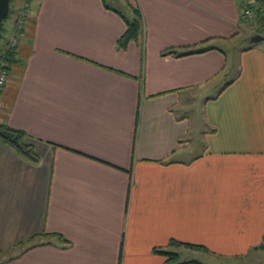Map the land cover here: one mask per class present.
I'll use <instances>...</instances> for the list:
<instances>
[{"label": "crops", "instance_id": "crops-1", "mask_svg": "<svg viewBox=\"0 0 264 264\" xmlns=\"http://www.w3.org/2000/svg\"><path fill=\"white\" fill-rule=\"evenodd\" d=\"M120 1L143 21L124 50L125 23L102 0H25L17 15L0 123L39 161L0 142V264L264 250V44L246 50L240 1ZM188 47L215 49L160 55Z\"/></svg>", "mask_w": 264, "mask_h": 264}, {"label": "trees", "instance_id": "trees-1", "mask_svg": "<svg viewBox=\"0 0 264 264\" xmlns=\"http://www.w3.org/2000/svg\"><path fill=\"white\" fill-rule=\"evenodd\" d=\"M30 1V0H29ZM106 9H111L115 13H117L121 19L124 21L126 30L124 34L117 40L116 47L118 49L124 50L129 42L138 40V37L141 35L143 28V21L140 11L137 8L130 7V16H125L118 11L110 8L108 4L102 0ZM242 5V4H241ZM247 9L252 12L254 15V29L253 35H259L264 37V0H247ZM3 29V23L0 28V42L2 40L1 31ZM263 43V42H261ZM260 44V43H259ZM254 45H248L246 50H250ZM215 49L214 47L208 48H184V49H175L169 48L160 53L161 56H170L174 58L184 57L190 54H196L205 52L207 50ZM13 51L10 48L3 49L0 46V68L8 69V66L11 62H13ZM229 83H226L223 86V89L227 87ZM222 89V90H223ZM0 142L8 145L12 148L18 155L26 159L31 163H38L39 158L35 154L33 145L30 141V138L23 132L17 129H13L6 124L0 123ZM169 247H185L198 251L207 252V250L200 246L187 245L183 243H178L176 241H171L168 245ZM264 248V237L260 246L255 249H263ZM154 251L160 255H163L168 258L169 264H201L200 262H177L178 254L171 250L167 249H154ZM177 262V263H176Z\"/></svg>", "mask_w": 264, "mask_h": 264}, {"label": "rangeland", "instance_id": "rangeland-1", "mask_svg": "<svg viewBox=\"0 0 264 264\" xmlns=\"http://www.w3.org/2000/svg\"><path fill=\"white\" fill-rule=\"evenodd\" d=\"M25 0H11L9 4V15L7 18L3 21V29L1 31L2 35V40L0 42L1 48H5L4 45L8 41L11 40L13 33L17 32V26L20 22L19 21V16L20 11L22 10V6ZM105 2L112 6L113 8L122 11L123 15L125 16H130V12H128L127 8L121 3L120 0H105ZM21 8V9H20ZM20 9V10H19ZM246 24V29L242 30L241 32V38H247L244 40L245 42L250 40L254 35H253V29H254V22H245ZM240 46H242L241 43H239ZM232 60V59H231ZM199 126H201L199 124ZM202 127V126H201ZM183 259V258H181ZM181 259H178L177 262H179ZM199 261L202 264H264V250L261 252L257 253H252L245 258L241 259H235V260H221V259H215V258H203L199 259ZM176 262V263H177Z\"/></svg>", "mask_w": 264, "mask_h": 264}, {"label": "built area", "instance_id": "built-area-1", "mask_svg": "<svg viewBox=\"0 0 264 264\" xmlns=\"http://www.w3.org/2000/svg\"><path fill=\"white\" fill-rule=\"evenodd\" d=\"M240 3L242 4V8H241V15L242 17H244L247 21L252 22L254 20V15L252 14V12L250 10L247 9V0H239ZM23 17H25V14L22 15ZM23 17L20 21V23L17 26V33L15 34V36L13 37V40L11 42V46H15L18 42V39L20 37V31L23 28ZM264 44V41H263ZM8 80V71L5 68H0V96L1 93L3 92L6 83Z\"/></svg>", "mask_w": 264, "mask_h": 264}, {"label": "water", "instance_id": "water-1", "mask_svg": "<svg viewBox=\"0 0 264 264\" xmlns=\"http://www.w3.org/2000/svg\"><path fill=\"white\" fill-rule=\"evenodd\" d=\"M9 3H10V0H0V28L2 26L3 20L9 14ZM263 41H264V37L259 36V35H254L250 39V43L253 45L261 43Z\"/></svg>", "mask_w": 264, "mask_h": 264}]
</instances>
